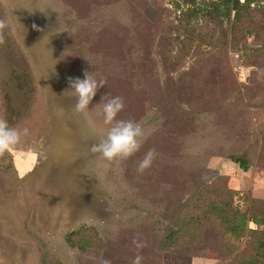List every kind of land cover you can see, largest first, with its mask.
Wrapping results in <instances>:
<instances>
[{
    "label": "rangeland",
    "instance_id": "obj_1",
    "mask_svg": "<svg viewBox=\"0 0 264 264\" xmlns=\"http://www.w3.org/2000/svg\"><path fill=\"white\" fill-rule=\"evenodd\" d=\"M0 1L9 26L3 49L31 78L26 110L9 124L28 134L0 152V264H41L30 232L62 264H132L137 255L141 264L254 259L248 231L256 227L247 214L264 220V50L254 36L233 48L230 22L201 12L193 36L184 38L179 21L188 6L178 9L176 0ZM208 1L213 5L197 6L213 10ZM85 73L106 84L81 114L70 82ZM116 96L125 105L117 118L140 123L147 135L128 159L107 161L91 146L107 131L98 104ZM149 149L156 157L140 172ZM229 156L244 157L248 170ZM222 189L247 215V232L234 238L213 219L191 226L195 257L160 256L138 234L137 220H125L144 216L155 202L166 228L183 216L191 195L214 199ZM120 226L126 245L112 240ZM82 228L98 234L84 250L67 240Z\"/></svg>",
    "mask_w": 264,
    "mask_h": 264
},
{
    "label": "trees",
    "instance_id": "obj_2",
    "mask_svg": "<svg viewBox=\"0 0 264 264\" xmlns=\"http://www.w3.org/2000/svg\"><path fill=\"white\" fill-rule=\"evenodd\" d=\"M212 1L213 5L209 3V1L207 2V5L211 4V6H214L213 10H209L207 7L202 9L197 6V0H176L175 3H177L178 9L188 6L187 10L182 12V18L179 21L181 24L180 30L186 32L183 34L184 38L193 36L194 29L192 25L193 23H196V25L198 24V15L202 12V18L211 16L212 19L215 20L221 18L222 15L230 22L229 27L226 29L229 30L231 35L230 41L232 42L230 43L232 47L235 46V42L242 43L245 41V37L252 35L254 36L255 46H258L257 48H260V50H264V4H261L264 0H244L243 2H240V0ZM252 4L254 5L251 6ZM220 12L223 13L221 14ZM197 35H201V32L198 31ZM227 160L237 164L243 171L248 170L249 163L244 157L229 156ZM216 193H218L217 198L209 199L205 197L202 200L197 197V194L191 195V204L184 207L183 216L169 221L170 225L166 226V228L164 227L165 225L160 227L162 223H165V220L164 217L160 218L155 214V202L154 209L142 211L144 216L138 215L137 217L125 220H131L132 222L137 220L138 234L148 237L153 242L160 256H162V253L167 255L170 253L172 259H186L188 257H195V254L198 253L192 249L187 239L186 232L190 231L191 226H198L207 220L213 219L224 225V227L226 226L234 238H239L247 232L246 218L248 215L249 218H251V222L256 227L248 232L250 235V246L254 248L257 254L251 261L241 264H264V229H258V227H264V220L258 217L251 209L247 215L239 214L234 210L232 208L233 196L227 189H222ZM123 221L124 220H120L118 224ZM112 232V240L119 239L122 245H124V238L121 234L124 233V231L121 230V226ZM30 235L39 247L38 251L41 264H62L57 258L51 255L47 245L38 236L31 234V232ZM97 236L98 234L95 229L82 228L78 231L70 232L67 236V240L70 243L79 240L77 245L80 250H84L90 245L88 243L95 244L98 239Z\"/></svg>",
    "mask_w": 264,
    "mask_h": 264
},
{
    "label": "clouds",
    "instance_id": "obj_3",
    "mask_svg": "<svg viewBox=\"0 0 264 264\" xmlns=\"http://www.w3.org/2000/svg\"><path fill=\"white\" fill-rule=\"evenodd\" d=\"M105 84L106 81H98L92 73H85L83 79L71 80L70 88L76 98L75 110L78 113L87 114L98 89L104 87ZM98 105H102L103 124L107 127V131L101 134L98 142L91 146V151L98 153L107 161L128 159L142 147L147 135L146 130L132 119L117 118L125 107L122 97H113L106 103L103 97ZM27 134V128L21 131L18 127L10 126L6 119L0 118V152L17 148L22 143V137ZM155 157V149H149L139 162L138 171L143 172L149 168ZM141 261L142 257L137 255L132 264H141Z\"/></svg>",
    "mask_w": 264,
    "mask_h": 264
},
{
    "label": "flooded vegetation",
    "instance_id": "obj_4",
    "mask_svg": "<svg viewBox=\"0 0 264 264\" xmlns=\"http://www.w3.org/2000/svg\"><path fill=\"white\" fill-rule=\"evenodd\" d=\"M29 79L30 75L25 71H11L8 80H3L0 84V107L4 112V119L10 118V121L7 120L9 124L15 120L16 115L26 110L23 101L29 94Z\"/></svg>",
    "mask_w": 264,
    "mask_h": 264
},
{
    "label": "water",
    "instance_id": "obj_5",
    "mask_svg": "<svg viewBox=\"0 0 264 264\" xmlns=\"http://www.w3.org/2000/svg\"><path fill=\"white\" fill-rule=\"evenodd\" d=\"M1 5V1H0ZM2 6H0V84L3 80H8V76L11 71H24L22 63L19 61V58H16L9 50L3 49L5 48V42L2 40L8 37L7 33H9V26L6 22L3 21V13ZM13 56V57H12ZM12 57V58H11ZM19 63L20 66H16L15 64Z\"/></svg>",
    "mask_w": 264,
    "mask_h": 264
}]
</instances>
